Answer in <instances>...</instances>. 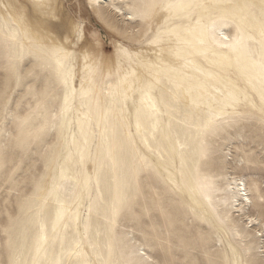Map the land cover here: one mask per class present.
Returning <instances> with one entry per match:
<instances>
[{
	"label": "snow or ice",
	"instance_id": "obj_1",
	"mask_svg": "<svg viewBox=\"0 0 264 264\" xmlns=\"http://www.w3.org/2000/svg\"><path fill=\"white\" fill-rule=\"evenodd\" d=\"M77 2L0 0V264H264V0H88L123 18L114 52ZM250 127L258 179L220 143Z\"/></svg>",
	"mask_w": 264,
	"mask_h": 264
},
{
	"label": "rangeland",
	"instance_id": "obj_2",
	"mask_svg": "<svg viewBox=\"0 0 264 264\" xmlns=\"http://www.w3.org/2000/svg\"><path fill=\"white\" fill-rule=\"evenodd\" d=\"M119 2V0H117ZM76 12L82 15V18L87 21V25L89 30L96 31L105 42L103 47L108 52H114V45L113 40L116 38V34L110 30V25L115 26L119 24L120 27H123V18L117 19L115 12H108L105 11L104 17H101L97 14V11L94 12L91 8L88 7V3L86 0H78L76 3ZM228 33L235 34L234 27L231 25H227L224 27ZM231 35V36H232ZM117 42H119L117 40ZM132 52L135 51L132 48ZM77 85V82H76ZM15 87V85H13ZM25 90L27 89V85H24ZM225 140L229 143L230 147H226L223 149L224 152L230 153V161L226 162L229 167H232L234 164H238L237 156L244 155L245 150L247 153L254 157L252 161L251 168L248 167L247 163L245 164V171H248L251 176L256 177L257 179L260 177L262 168L260 165V143H259V130L257 127H250L248 129L247 135L244 139H240L237 137L233 140L232 134L225 132L220 137V143H224ZM254 146V147H253ZM237 149H240V152L237 153ZM42 169V165H41ZM144 177V193L148 195V203L151 204V196L148 194L149 188H156L162 182H153L155 178L153 177L152 180H149V173L145 172L142 174ZM145 195H142L139 199L138 207L142 208L145 204ZM179 199V197H175ZM165 206H171L173 211L175 212V205L172 203L171 200L165 202ZM12 205H9L11 208ZM3 201L0 200V221L5 220L6 217L3 215ZM159 220L161 223L163 222V217L160 214L159 206H156L153 209L152 213V221L149 223ZM175 232L179 235H183L186 237H191L193 235H199L203 232L206 237V243L210 246L209 250L213 254H219L220 258H223V252L227 250L228 239L224 237L223 244L221 243V237L217 232V229L213 227L210 223L204 222L202 219L198 218L197 216L193 215L189 209L181 208L180 214L177 220V224L175 227ZM2 236V233H0ZM177 237V238H178Z\"/></svg>",
	"mask_w": 264,
	"mask_h": 264
},
{
	"label": "bare ground",
	"instance_id": "obj_3",
	"mask_svg": "<svg viewBox=\"0 0 264 264\" xmlns=\"http://www.w3.org/2000/svg\"><path fill=\"white\" fill-rule=\"evenodd\" d=\"M86 2L88 3V0H86ZM107 2H108V3H111L112 0H107ZM89 8H90V7H89ZM91 10H93L94 12H96V10H94V9H92V8H91ZM234 32H235V28H234ZM221 33H222V35L218 36V39L221 40V41H223V37H224V36L231 37V35H232V33H228V32L225 30V28H222V29H221ZM133 50H134L135 52H137V51H140L141 49L137 46V47H133ZM143 50H144L145 52H149V51H151V49H150L147 45L144 46V49H143ZM187 71H188L189 73H194V69H191V68L187 69ZM77 87H79V81H77ZM134 130H135V129H134V126H133V131H134Z\"/></svg>",
	"mask_w": 264,
	"mask_h": 264
}]
</instances>
